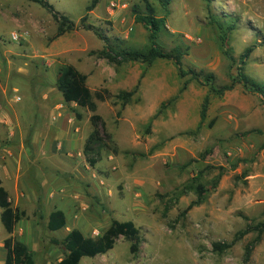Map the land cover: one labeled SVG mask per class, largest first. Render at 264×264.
I'll return each mask as SVG.
<instances>
[{
  "label": "rangeland",
  "instance_id": "374dc122",
  "mask_svg": "<svg viewBox=\"0 0 264 264\" xmlns=\"http://www.w3.org/2000/svg\"><path fill=\"white\" fill-rule=\"evenodd\" d=\"M48 1L78 28L57 37L47 9L31 0H0V187L25 212L13 236L33 252L35 264L65 257L54 241L65 239L67 227L97 238L113 220L135 223L140 252L132 254L122 237L108 253L80 264H264V233L249 259L246 247L256 232L223 253L213 246L264 222V98L234 83L248 48L253 51L244 72L264 83V0H170L167 16L160 1L149 0L157 16L166 17L159 45L165 51L181 47L183 68L213 74L214 89L182 79L172 60L116 66L98 56L105 42L96 31L121 50L149 48L148 30L135 21L134 10L145 12L141 1L101 0L90 13L91 0ZM86 15L95 30L81 26ZM212 16L235 21L228 40L235 62L225 56ZM67 64L88 77L93 94L111 93L105 102L96 100L97 114L118 152L104 151L94 167L83 154L92 113L74 104V139H62L58 125L64 106L56 80ZM141 75L139 91L123 104L118 94L132 91ZM196 176L206 194L183 215L198 199ZM166 205L172 209L164 215ZM55 210L65 212L67 227L53 232L47 224ZM8 237L0 217V264Z\"/></svg>",
  "mask_w": 264,
  "mask_h": 264
},
{
  "label": "trees",
  "instance_id": "16d2710c",
  "mask_svg": "<svg viewBox=\"0 0 264 264\" xmlns=\"http://www.w3.org/2000/svg\"><path fill=\"white\" fill-rule=\"evenodd\" d=\"M34 3L39 4L41 7L47 9V11L52 15L53 19L58 24L57 37H61L66 33L74 31L76 24L67 16L56 12L54 7L49 3L48 0H31ZM101 0H91L86 11L90 13L95 10ZM145 4V12L140 13L134 10L135 21L137 23L143 24L149 32V48L145 50H121L118 46L113 44L109 37L103 36L97 33L96 35L105 42V47L103 50L98 52V56L102 59L108 60L111 64L116 66H121L123 64L139 62L147 66H151L158 59H167L174 61L179 76L184 79L189 77L192 80L204 83L213 88L214 75L207 74L204 72H197L193 69L185 70L183 68V56L184 51L181 47L177 46L171 51H165L158 43V38L160 36L161 30L164 28L166 23V17H158L156 9L150 3L149 0H139ZM161 2L163 9L166 12V16L169 14L168 6L170 5V0H158ZM209 2V0H207ZM88 16H84L81 19V26L87 30H95L94 26L87 24ZM210 24L215 26L219 31L221 46L224 50V54L228 59L235 62L231 50L229 48V35L232 30L235 29V21L225 20L221 21L219 18L212 16L210 18ZM253 48H248L244 54L241 55L240 65H239V76L234 81V83L242 84L244 87L249 88L253 92L261 95L264 98V83L258 82L244 72V66L250 53H252ZM143 75V74H142ZM141 75L136 87L130 91H123L118 94V99H120L123 104L129 103L132 97L139 91ZM88 77L81 73L74 65L67 64L59 68L56 86L58 91L62 94L64 101L67 104H76L81 108L87 109L92 113L90 117V122L92 124V132L90 133L83 154L85 156L86 162L89 166H96L101 160L103 152L106 150H113L117 153L118 148L114 144L113 136L108 132L107 125L103 117L97 114L98 104L96 100L105 102L111 98V93L108 90L97 91L92 93L88 83ZM188 82H185L180 90V93L187 89ZM231 86L224 87L223 90L231 89ZM221 93V92H219ZM177 100V97L171 99L169 103ZM208 98L206 99V104L202 112V119L205 118L207 111ZM166 104H162V108ZM162 113L160 109L153 117V120L157 119ZM77 119H81V115H76ZM152 122L149 124L151 127ZM212 125V124H211ZM223 176V172L219 174L216 184L219 182L220 177ZM200 176L193 178V182L196 184V191L198 194V199L191 202L188 208L184 211L183 215H186L195 206L201 204L204 200V195L206 194V187L200 183ZM0 208L1 212V222L9 234V237L4 241V248L6 249V258L3 264H35L34 254L29 249V247L22 241L17 240L13 233L15 232L16 226L19 221L25 216V212L20 211L18 208H14L10 200L9 193L4 187H0ZM172 207L166 205L165 213L167 214ZM67 226V217L64 211L55 210L53 211L48 219L47 228L50 231L56 232L64 229ZM256 232L257 237L254 241L249 243L246 247V258L249 259L252 255L253 250L257 244L261 241L262 235L264 233V222L257 225L248 224L245 229L238 232L231 243H214V250L218 252H225L235 245L238 241L243 239L249 233ZM126 238L130 243V252L134 255L138 254L141 249L142 239L140 236V230L136 227L135 223L132 221L119 222L113 220L112 224L108 229L99 237L93 238L85 235L80 229H72L65 239L60 242L55 240L54 243L63 245L67 251L65 257L58 264H80L83 258H95L98 255H104L111 251L117 241L120 238Z\"/></svg>",
  "mask_w": 264,
  "mask_h": 264
},
{
  "label": "crops",
  "instance_id": "0c3cea01",
  "mask_svg": "<svg viewBox=\"0 0 264 264\" xmlns=\"http://www.w3.org/2000/svg\"><path fill=\"white\" fill-rule=\"evenodd\" d=\"M60 101H61L60 103H63L62 105L64 106V108L61 110V112H59L61 119H60L59 124H58L59 128L61 129V132H62V139H66V138L74 139V104L73 103L70 104V105H72L71 106L72 109H70L67 106V103L64 101L62 94L60 96ZM63 142H66V141L64 140ZM61 144H63V143H61ZM50 214H49V216H50ZM65 231L67 233L66 235H68V233L71 230L67 227Z\"/></svg>",
  "mask_w": 264,
  "mask_h": 264
},
{
  "label": "built area",
  "instance_id": "2783aa9c",
  "mask_svg": "<svg viewBox=\"0 0 264 264\" xmlns=\"http://www.w3.org/2000/svg\"><path fill=\"white\" fill-rule=\"evenodd\" d=\"M118 7V4L117 3H115V2H113V3H111V8L112 9H115V8H117ZM19 39H20V36L17 34V33H13L12 34V40L13 41H19Z\"/></svg>",
  "mask_w": 264,
  "mask_h": 264
}]
</instances>
